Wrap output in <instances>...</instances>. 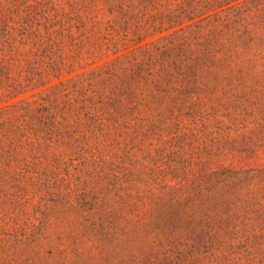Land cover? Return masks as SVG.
Masks as SVG:
<instances>
[{
  "label": "trees",
  "instance_id": "16d2710c",
  "mask_svg": "<svg viewBox=\"0 0 264 264\" xmlns=\"http://www.w3.org/2000/svg\"><path fill=\"white\" fill-rule=\"evenodd\" d=\"M0 264H264V0H0Z\"/></svg>",
  "mask_w": 264,
  "mask_h": 264
},
{
  "label": "rangeland",
  "instance_id": "374dc122",
  "mask_svg": "<svg viewBox=\"0 0 264 264\" xmlns=\"http://www.w3.org/2000/svg\"><path fill=\"white\" fill-rule=\"evenodd\" d=\"M263 162H261V163H259V164H262ZM250 165H255V163L253 162V163H251Z\"/></svg>",
  "mask_w": 264,
  "mask_h": 264
}]
</instances>
